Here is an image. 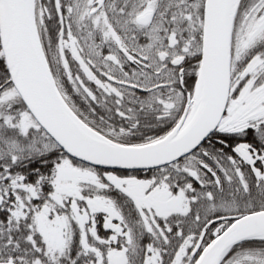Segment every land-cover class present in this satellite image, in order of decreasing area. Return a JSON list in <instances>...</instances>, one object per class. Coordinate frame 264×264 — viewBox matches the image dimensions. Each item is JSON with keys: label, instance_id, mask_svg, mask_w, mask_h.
I'll return each mask as SVG.
<instances>
[{"label": "snow or ice", "instance_id": "1", "mask_svg": "<svg viewBox=\"0 0 264 264\" xmlns=\"http://www.w3.org/2000/svg\"><path fill=\"white\" fill-rule=\"evenodd\" d=\"M0 264H264V0H0Z\"/></svg>", "mask_w": 264, "mask_h": 264}]
</instances>
